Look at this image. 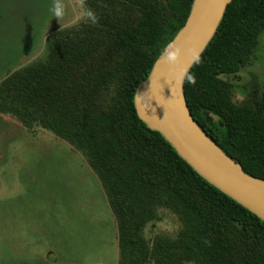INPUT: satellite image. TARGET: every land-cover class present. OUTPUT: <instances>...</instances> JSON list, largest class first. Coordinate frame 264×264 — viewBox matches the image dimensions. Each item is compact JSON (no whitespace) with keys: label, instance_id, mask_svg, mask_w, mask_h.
<instances>
[{"label":"trees","instance_id":"trees-1","mask_svg":"<svg viewBox=\"0 0 264 264\" xmlns=\"http://www.w3.org/2000/svg\"><path fill=\"white\" fill-rule=\"evenodd\" d=\"M82 2L83 21L49 34L45 56L0 80V114L50 131L86 159L115 218L118 264H264V221L198 174L134 107L192 0ZM263 32L264 0H231L183 83L201 128L262 179L264 88L252 85L240 104L232 90ZM160 208L180 227L149 240L144 229Z\"/></svg>","mask_w":264,"mask_h":264},{"label":"rangeland","instance_id":"rangeland-1","mask_svg":"<svg viewBox=\"0 0 264 264\" xmlns=\"http://www.w3.org/2000/svg\"><path fill=\"white\" fill-rule=\"evenodd\" d=\"M82 0H0V80L46 54V37L83 21ZM232 99L264 88V32L237 73ZM144 233L173 236L180 224L158 210ZM117 230L103 188L82 154L41 127L0 114V262L118 264ZM4 262V263H3ZM190 264V263H186Z\"/></svg>","mask_w":264,"mask_h":264},{"label":"water","instance_id":"water-1","mask_svg":"<svg viewBox=\"0 0 264 264\" xmlns=\"http://www.w3.org/2000/svg\"><path fill=\"white\" fill-rule=\"evenodd\" d=\"M231 0H192L187 18L138 84V117L158 131L204 179L264 221V179L244 171L192 116L183 83L214 36Z\"/></svg>","mask_w":264,"mask_h":264}]
</instances>
